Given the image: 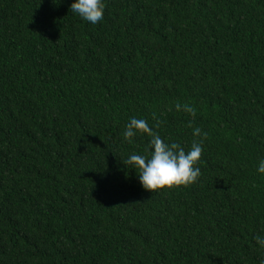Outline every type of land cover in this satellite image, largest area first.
Returning <instances> with one entry per match:
<instances>
[{
	"label": "trees",
	"instance_id": "16d2710c",
	"mask_svg": "<svg viewBox=\"0 0 264 264\" xmlns=\"http://www.w3.org/2000/svg\"><path fill=\"white\" fill-rule=\"evenodd\" d=\"M73 2L0 0V264H262L264 0ZM134 116L208 133L198 182L141 186Z\"/></svg>",
	"mask_w": 264,
	"mask_h": 264
},
{
	"label": "clouds",
	"instance_id": "9594fccd",
	"mask_svg": "<svg viewBox=\"0 0 264 264\" xmlns=\"http://www.w3.org/2000/svg\"><path fill=\"white\" fill-rule=\"evenodd\" d=\"M70 9L83 20L97 24L104 18L105 3L104 0H74ZM174 107L176 111L188 113L193 120L195 119L196 109L190 104L177 102ZM153 119L156 120L155 127L159 128L162 121L156 118L155 113ZM187 126L193 127L191 120ZM137 134L149 138L144 146L143 154H131L127 159H123V162L136 170L139 182L146 191L159 192L180 187L187 188L198 182L201 170L197 165L203 155L202 145L207 139V132H202L199 127L193 128L194 139L187 152L178 142H165L159 132L149 126L146 119L134 116L125 126L124 140L133 144ZM257 171L264 173V159L260 160ZM255 239L264 248V238L257 236Z\"/></svg>",
	"mask_w": 264,
	"mask_h": 264
}]
</instances>
